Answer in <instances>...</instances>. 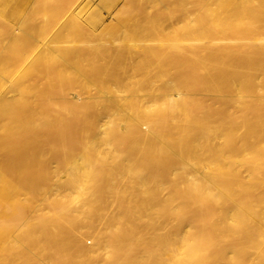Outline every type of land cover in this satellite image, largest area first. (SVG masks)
<instances>
[{
    "label": "bare ground",
    "instance_id": "6f19581e",
    "mask_svg": "<svg viewBox=\"0 0 264 264\" xmlns=\"http://www.w3.org/2000/svg\"><path fill=\"white\" fill-rule=\"evenodd\" d=\"M93 2L0 0V264H264V0Z\"/></svg>",
    "mask_w": 264,
    "mask_h": 264
},
{
    "label": "rangeland",
    "instance_id": "374dc122",
    "mask_svg": "<svg viewBox=\"0 0 264 264\" xmlns=\"http://www.w3.org/2000/svg\"><path fill=\"white\" fill-rule=\"evenodd\" d=\"M107 1V2H106ZM117 4H116V2ZM115 2V3H114ZM96 4V6H95ZM113 4V5H112ZM115 4V5H114ZM121 5V6H120ZM123 5V6H122ZM124 5H125V0H94V2L92 3L91 7L89 8V11H88V7L86 8V13H84L85 11H82L81 15L82 17H80V19H82L83 21L86 20V16H88V12L90 11H95V12H98V13H101L102 16L104 17V20H105V23H110V21H114L116 20L115 18H119L118 15H122L119 13L118 11V7H120V9H124ZM117 6V7H116ZM106 7V8H105ZM116 9H114V8ZM104 10V11H103ZM110 10V12H108ZM113 10V11H111ZM117 10V11H116ZM101 11V12H100ZM103 11V13H102ZM123 12V11H122ZM110 13V14H109ZM112 16H114L113 19ZM121 17V16H120ZM88 18V17H87ZM107 18V19H106ZM34 20V24H39L41 21L44 20V17L43 16H36L35 18H32ZM111 19V20H110ZM58 26L57 23L53 22L49 25V32H48V35L46 36V44L45 45H42V47H37L34 51H33V54H39L41 50H44L46 51V49L48 48L47 45H49L50 43V40L52 38V35H53V30ZM38 45L41 46V44L39 43ZM49 49V48H48ZM36 56V55H35Z\"/></svg>",
    "mask_w": 264,
    "mask_h": 264
}]
</instances>
